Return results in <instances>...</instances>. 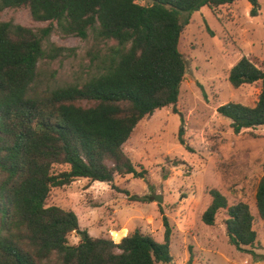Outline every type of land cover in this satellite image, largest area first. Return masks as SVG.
<instances>
[{
  "label": "trees",
  "instance_id": "1",
  "mask_svg": "<svg viewBox=\"0 0 264 264\" xmlns=\"http://www.w3.org/2000/svg\"><path fill=\"white\" fill-rule=\"evenodd\" d=\"M235 1L0 0V9L28 8L33 20L47 22H0V264L173 263L166 217L163 242L135 229L116 243L81 230L76 212L49 204V197L54 187L79 178L143 177L123 145L142 119L177 103L186 72L179 42L189 16ZM248 1L258 15L260 0ZM54 33L91 37L100 53H91L87 78L38 95L32 90L39 62L65 50L50 42ZM228 78L236 88L256 84L258 99L254 106L228 102L218 112L236 133L264 125V67L242 56ZM179 141L185 144L182 135ZM255 206L264 223V174ZM221 211L231 244L253 247L258 231L250 204L230 203L212 189L202 220L213 225ZM77 231L81 240L71 244L69 235Z\"/></svg>",
  "mask_w": 264,
  "mask_h": 264
},
{
  "label": "rangeland",
  "instance_id": "2",
  "mask_svg": "<svg viewBox=\"0 0 264 264\" xmlns=\"http://www.w3.org/2000/svg\"><path fill=\"white\" fill-rule=\"evenodd\" d=\"M260 5L256 16L248 0L215 9L205 6L189 16L179 42L186 72L177 103L142 119L123 145L143 177L116 174L112 182L79 178L54 187L49 204L74 210L81 230L116 243L135 229L163 242L166 217L172 231V264H264V223L255 206L256 186L264 174V125L236 133L231 120L218 112L228 102H257L256 84L236 88L228 75L242 56L264 67V0ZM1 21L30 27L47 24L33 20L28 8L0 9ZM92 41L52 34L50 42L65 50L39 62L33 93L45 95L87 78L91 53H100ZM181 135L185 144L179 141ZM212 189L220 190L230 203L250 204L258 231L253 247L243 251L231 244L223 211L213 225L202 220ZM80 240L78 231L70 233L71 244Z\"/></svg>",
  "mask_w": 264,
  "mask_h": 264
},
{
  "label": "water",
  "instance_id": "3",
  "mask_svg": "<svg viewBox=\"0 0 264 264\" xmlns=\"http://www.w3.org/2000/svg\"><path fill=\"white\" fill-rule=\"evenodd\" d=\"M156 200L160 201V200H161V198H159V197H156Z\"/></svg>",
  "mask_w": 264,
  "mask_h": 264
}]
</instances>
